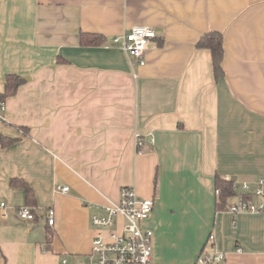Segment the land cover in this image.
Returning <instances> with one entry per match:
<instances>
[{"label": "crops", "instance_id": "0c3cea01", "mask_svg": "<svg viewBox=\"0 0 264 264\" xmlns=\"http://www.w3.org/2000/svg\"><path fill=\"white\" fill-rule=\"evenodd\" d=\"M136 25L156 37L131 67L112 38ZM212 31L221 78L196 48ZM7 74L29 79L6 97ZM0 98V200L36 214L0 211V264H84L96 205L123 186L154 198L151 264L215 251L217 264H264V214L215 209L216 176L264 175V0H0ZM170 222L183 240L173 252Z\"/></svg>", "mask_w": 264, "mask_h": 264}, {"label": "built area", "instance_id": "2783aa9c", "mask_svg": "<svg viewBox=\"0 0 264 264\" xmlns=\"http://www.w3.org/2000/svg\"><path fill=\"white\" fill-rule=\"evenodd\" d=\"M156 37L154 29L146 25H136L126 32L113 36L112 44L119 46L126 54L130 66L145 63V52L148 43ZM4 100L0 98V110H4ZM140 144L139 134H134ZM223 180L231 184L232 190L240 192L241 198L228 205L226 210L231 213L264 214V175L254 181H236L230 176ZM68 186L57 184L56 191L67 192ZM154 198L141 197L133 186H123L119 190L117 202L96 205L97 212L90 219L94 230L91 249L85 256L84 264H151L153 251V232L144 226V221L152 213ZM10 209L24 221L36 219L32 206L12 207L0 200V211L4 218ZM55 212L52 207L46 210L47 224H54ZM120 218V221H119ZM213 235H209L212 239ZM225 254L215 251L201 252L194 264H217L224 261ZM65 264V259L62 260Z\"/></svg>", "mask_w": 264, "mask_h": 264}, {"label": "trees", "instance_id": "16d2710c", "mask_svg": "<svg viewBox=\"0 0 264 264\" xmlns=\"http://www.w3.org/2000/svg\"><path fill=\"white\" fill-rule=\"evenodd\" d=\"M101 36L92 33H81L80 40L84 44H92L100 41ZM196 48L208 49L212 58V69L215 78H221L223 76L222 59H223V40L220 32L212 31L205 33L196 42ZM23 82L21 76L16 74H7L4 81V95L12 96L16 93L19 85ZM5 143V140H2ZM12 184H20L25 189V196L28 204H31L34 200L30 187L21 180L16 178L11 180ZM215 209L226 210L228 207L227 201L236 193L232 190L231 184L223 180V177L216 176L215 178ZM49 235L47 236V242H49Z\"/></svg>", "mask_w": 264, "mask_h": 264}, {"label": "rangeland", "instance_id": "374dc122", "mask_svg": "<svg viewBox=\"0 0 264 264\" xmlns=\"http://www.w3.org/2000/svg\"><path fill=\"white\" fill-rule=\"evenodd\" d=\"M119 221H120V218H119ZM166 224L168 225V222H166ZM170 225H171V227H170ZM169 227H170V229L168 230V233H169L168 237L170 239V243H169V245H167L169 247L167 249H171L173 252L174 249L179 247L181 241H183V240H181V241L179 240V234H178L179 230L177 228L178 226L174 222H170Z\"/></svg>", "mask_w": 264, "mask_h": 264}, {"label": "water", "instance_id": "95a60500", "mask_svg": "<svg viewBox=\"0 0 264 264\" xmlns=\"http://www.w3.org/2000/svg\"><path fill=\"white\" fill-rule=\"evenodd\" d=\"M23 80H28L29 79V77L28 76H23V77H21Z\"/></svg>", "mask_w": 264, "mask_h": 264}]
</instances>
